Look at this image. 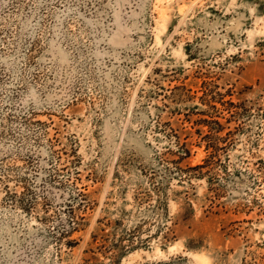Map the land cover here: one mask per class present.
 Returning a JSON list of instances; mask_svg holds the SVG:
<instances>
[{"label": "rangeland", "instance_id": "obj_1", "mask_svg": "<svg viewBox=\"0 0 264 264\" xmlns=\"http://www.w3.org/2000/svg\"><path fill=\"white\" fill-rule=\"evenodd\" d=\"M0 264H264V0H0Z\"/></svg>", "mask_w": 264, "mask_h": 264}]
</instances>
